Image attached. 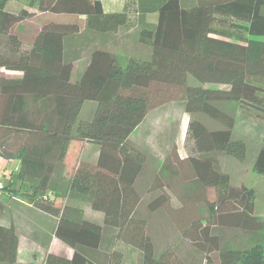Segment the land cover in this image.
<instances>
[{
	"label": "trees",
	"instance_id": "obj_1",
	"mask_svg": "<svg viewBox=\"0 0 264 264\" xmlns=\"http://www.w3.org/2000/svg\"><path fill=\"white\" fill-rule=\"evenodd\" d=\"M0 68L22 73L0 76V157L18 161L0 198L54 217L53 234L73 249L44 264H122V243L137 264H264L255 189L232 183L220 162L245 158V137L218 105L234 101L264 120V0H133L118 11L100 0H0ZM85 101L95 103L87 118ZM75 138L97 153L66 178L59 166ZM248 150L264 175V148ZM149 156L154 171L140 189ZM156 212L190 252L154 249ZM17 250L15 227L0 224V264H16Z\"/></svg>",
	"mask_w": 264,
	"mask_h": 264
},
{
	"label": "rangeland",
	"instance_id": "obj_2",
	"mask_svg": "<svg viewBox=\"0 0 264 264\" xmlns=\"http://www.w3.org/2000/svg\"><path fill=\"white\" fill-rule=\"evenodd\" d=\"M103 4V7L105 10L108 11H118L122 6H124L126 3L133 1V0H100ZM147 20L149 21H155L156 15L150 14L147 16ZM15 75H18V72H10L8 70H5L3 68H0V76L5 77H14ZM192 79V78H191ZM190 79V81H192ZM189 81V82H190ZM194 81V80H193ZM214 87V86H211ZM88 103V102H87ZM222 109H225L226 111L232 112L235 116V132L242 135V137H245V143L247 146V153L246 157L242 158L241 160L237 159L236 157L232 155H222L220 157V162L224 170L230 175L231 182L236 184L235 181H242L241 183H247L254 187L255 193L257 191V197H255V205L257 203L256 209L260 212L261 210L264 211V175H260L256 172H253L251 170V164H250V155H249V147H255L261 146L264 148V120L256 116V113L251 110H245L239 106L237 102L229 101V102H223L218 104ZM90 107L92 106H85L84 115H88L90 113ZM153 112V111H152ZM171 113H174V111ZM187 117L189 115H186ZM187 117L183 120V124L180 127V131H177L175 136V142L177 144V150L181 156H185L187 154V146L185 145V136L184 133L187 128ZM156 120V119H155ZM153 120V121H155ZM166 121H163V127L166 131L169 130L168 124L172 125L174 124V117H165ZM173 126L171 127L170 134H172ZM179 132V133H178ZM85 143L82 142L80 139H72L69 142L67 152L64 156V158L61 161V164L59 166V169L63 171L61 175L66 176L64 173V170H66V173L68 174L69 171L74 170V168L84 160L85 156L84 153L87 151V147L85 148ZM61 171V172H62ZM68 171V172H67ZM153 165L150 164L147 165L142 173V175L139 177V180L137 181V185L140 189L144 187V185H148V182H150V176L153 173ZM150 176V177H149ZM215 195L214 190L212 188H209L206 191V197L208 199H213ZM22 201H26L25 198L21 197ZM27 202V201H26ZM62 203V200H57L56 204L60 205ZM84 204V203H81ZM256 213V211H255ZM163 214V213H162ZM160 214V212L152 213L151 219L149 220V226L147 228V233L151 235L152 241L154 243V249L161 250L164 248H167L170 246V244H176L181 243V248L184 249L185 253L190 252V243L189 241H186L179 233V231L176 229L175 225L172 224L170 220H168V217ZM164 216V218L160 217ZM260 220L264 221L263 218L258 217ZM239 235L243 234L241 232H237ZM171 241V242H170ZM168 242V243H167ZM120 245V244H119ZM119 248L124 253V259L122 261V264H135L136 261L131 263L134 259L138 257V251L132 248L131 246L122 243ZM132 248L133 250H131ZM182 252H180V257ZM139 260V258H138Z\"/></svg>",
	"mask_w": 264,
	"mask_h": 264
},
{
	"label": "crops",
	"instance_id": "obj_3",
	"mask_svg": "<svg viewBox=\"0 0 264 264\" xmlns=\"http://www.w3.org/2000/svg\"><path fill=\"white\" fill-rule=\"evenodd\" d=\"M4 69V68H3ZM7 70V69H5ZM10 72H18V75L14 77H20L22 73L20 71H12ZM5 77V76H4ZM13 77V78H14ZM12 78V77H8ZM88 102V103H87ZM92 106L90 107V113L88 115H84L85 106ZM95 103L92 101H85L83 104V108L81 110L82 117H89ZM152 114V113H151ZM153 117V118H152ZM154 116H147L145 118V125L147 126L152 122ZM185 119V116H184ZM183 124V123H182ZM145 130H142L144 133ZM140 139V137H139ZM88 148L87 151L84 153L85 160H92L95 158L97 153V146L90 143H85V148ZM148 163L151 164L150 156L148 157ZM152 165V164H151ZM0 168L1 171L4 173V181L10 179V177L15 173L18 169V161L12 159H5L0 157ZM73 171V170H72ZM72 171L64 170L66 174V178H69ZM5 182V183H6ZM236 183H240L235 181ZM254 186V185H253ZM255 187V186H254ZM257 188V187H256ZM255 188V189H256ZM257 197V191H256ZM0 199L4 201V210L0 216V224L7 226L12 224L18 234V250H17V260L16 264H44V258L47 253H53L61 256H65L70 258L73 253V249L63 243L61 240L55 237L54 228H55V218L40 211L33 207H31L26 201H22L21 197L16 196H2ZM256 199V198H255ZM71 202L74 204L81 205L78 199H73ZM255 205V203H254ZM257 206V203L256 205ZM85 209V214L90 216L93 215L91 211L83 206ZM255 207L256 215L260 218H263L264 211H258ZM97 219H100L99 217ZM133 263V261H131ZM137 264V263H135Z\"/></svg>",
	"mask_w": 264,
	"mask_h": 264
},
{
	"label": "built area",
	"instance_id": "obj_4",
	"mask_svg": "<svg viewBox=\"0 0 264 264\" xmlns=\"http://www.w3.org/2000/svg\"><path fill=\"white\" fill-rule=\"evenodd\" d=\"M3 176H4V173L1 171V168H0V194H1L2 188H3V182H2Z\"/></svg>",
	"mask_w": 264,
	"mask_h": 264
}]
</instances>
